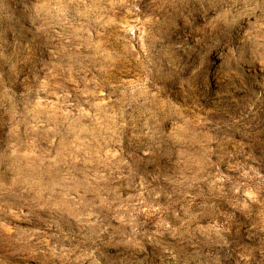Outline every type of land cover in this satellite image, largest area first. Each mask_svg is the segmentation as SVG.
Returning a JSON list of instances; mask_svg holds the SVG:
<instances>
[{"label": "rangeland", "instance_id": "374dc122", "mask_svg": "<svg viewBox=\"0 0 264 264\" xmlns=\"http://www.w3.org/2000/svg\"><path fill=\"white\" fill-rule=\"evenodd\" d=\"M0 264H264V0H0Z\"/></svg>", "mask_w": 264, "mask_h": 264}, {"label": "bare ground", "instance_id": "6f19581e", "mask_svg": "<svg viewBox=\"0 0 264 264\" xmlns=\"http://www.w3.org/2000/svg\"><path fill=\"white\" fill-rule=\"evenodd\" d=\"M109 5H106V7H108ZM167 8V7H166ZM155 9V8H154ZM107 12H108V8H107ZM155 12H156V10H155ZM163 94V93H162Z\"/></svg>", "mask_w": 264, "mask_h": 264}]
</instances>
